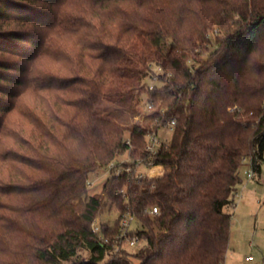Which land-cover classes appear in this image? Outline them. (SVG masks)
<instances>
[{
	"label": "trees",
	"instance_id": "obj_1",
	"mask_svg": "<svg viewBox=\"0 0 264 264\" xmlns=\"http://www.w3.org/2000/svg\"><path fill=\"white\" fill-rule=\"evenodd\" d=\"M123 153L95 232L89 174ZM245 160L264 162V0H0V264H224Z\"/></svg>",
	"mask_w": 264,
	"mask_h": 264
},
{
	"label": "rangeland",
	"instance_id": "obj_2",
	"mask_svg": "<svg viewBox=\"0 0 264 264\" xmlns=\"http://www.w3.org/2000/svg\"><path fill=\"white\" fill-rule=\"evenodd\" d=\"M50 60L43 59L37 64L38 68H44ZM34 65V67H35ZM140 113L130 118V123H141L143 115L148 111L145 108L138 109ZM159 142L168 143L173 137V129L170 125L164 124L157 130ZM119 163L129 162L127 153L117 155ZM123 166H125L123 164ZM249 160H245L240 168L241 183L237 186L234 204L226 207V211L231 214L230 234L228 249L224 264H264V162L261 163L259 171L254 170L252 177H248L247 171L252 170ZM137 170L148 178L164 176L166 167L156 165L139 164ZM111 177L109 168H101L89 174L92 186H87L86 194L95 195L102 199L104 208L97 215L98 223L113 224L118 218V211L113 199L110 198L103 186ZM142 242H138L130 250L137 251ZM252 256V259L247 257ZM138 260L135 259V264Z\"/></svg>",
	"mask_w": 264,
	"mask_h": 264
},
{
	"label": "built area",
	"instance_id": "obj_3",
	"mask_svg": "<svg viewBox=\"0 0 264 264\" xmlns=\"http://www.w3.org/2000/svg\"><path fill=\"white\" fill-rule=\"evenodd\" d=\"M156 75L153 77V80H156ZM154 88V83L152 82L149 86L150 90H153ZM145 109H147L148 112L153 110V105L151 102H147L145 100ZM147 112V113H148ZM172 129L175 126V120H172L169 122ZM157 130H152L150 132H148L147 134V149L151 152H154L158 146L161 144V142H159L158 138H157ZM129 142V140H128ZM120 161H117L116 158H114L107 166V168H109L111 170V176H119L120 174H122L124 172V170H126L129 174H131L132 171V166H123V163H119ZM124 162V161H123ZM140 163H144L145 165H149L147 162L145 163V161H141ZM150 165H156V166H162L164 168V165L162 164H150ZM254 174V170H249L247 171V175L248 177H252ZM136 175L137 177L140 179L141 177L145 176L143 175L141 172H139L138 170H136ZM88 186H92V182L90 180H88L87 182ZM146 212L150 215V216H154L156 214L160 213V210L158 208V206H153L152 208H150L149 210H146ZM136 220L137 217L135 215L134 210H127L121 217L120 219V224H119V233L116 235V240L117 242H122L125 245H129L131 247H134L139 241V237L137 234H134L133 236H130V231L132 230V227L136 224ZM100 224L97 222V219H95L94 221V225H93V231L98 232L100 231ZM110 226L113 224L108 223ZM105 241H107V238L105 239ZM115 248L116 250H118L120 248V245H116L115 244ZM248 259H252V256L247 257Z\"/></svg>",
	"mask_w": 264,
	"mask_h": 264
}]
</instances>
